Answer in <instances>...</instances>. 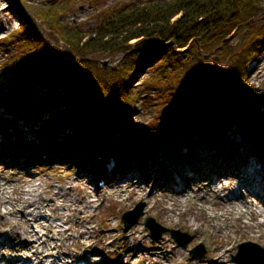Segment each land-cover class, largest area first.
<instances>
[{"label": "trees", "instance_id": "1", "mask_svg": "<svg viewBox=\"0 0 264 264\" xmlns=\"http://www.w3.org/2000/svg\"><path fill=\"white\" fill-rule=\"evenodd\" d=\"M66 1H50L47 9H37L36 17L81 60L69 62L61 58L26 19L21 20L20 29L0 40V48H17L11 67H28L38 72L33 82L22 83L29 95L24 106L9 107L16 118L46 126L41 127L39 136L42 151L61 152L74 162L95 163L103 157L106 141L118 133L119 141L111 140L107 149L119 164L148 149L161 148L179 156L183 151L181 136L199 145L203 135H207V145L216 146L221 137L217 132L220 123L231 114L232 104L250 102L252 90L247 86L246 66L263 44L264 26L259 28L256 40L237 53L230 52L228 40L243 27L255 28L251 22L261 7L258 1L157 0L126 5L90 32L63 24L58 8ZM208 54L226 60L224 74L219 71L210 76L211 67L203 64ZM118 55L124 57L112 70L94 61L106 57L116 63ZM147 72L135 91L133 80ZM203 72L205 76L191 85L192 75ZM50 84L66 88L75 103L63 108L32 101L35 85ZM144 103L160 108L158 122L146 130L154 137L152 147L134 144L140 124L129 126L137 105ZM249 115V119L260 122L255 137L264 149V111L253 106ZM215 122L216 127L212 124ZM17 137V141L29 146L34 143L24 140L22 134ZM15 142L9 137L6 140L11 149L18 148ZM186 152L182 155L190 158Z\"/></svg>", "mask_w": 264, "mask_h": 264}, {"label": "rangeland", "instance_id": "2", "mask_svg": "<svg viewBox=\"0 0 264 264\" xmlns=\"http://www.w3.org/2000/svg\"><path fill=\"white\" fill-rule=\"evenodd\" d=\"M50 1L52 0H0V40H3L13 34L15 31L20 29V24L22 19H26L31 22V18L34 19L36 23H39V19L36 17L37 9L45 10L50 5ZM66 1V0H64ZM148 1H157V0H77L76 2L68 3L67 1L62 4L58 8L61 12L63 24L65 26H73L72 28H78L83 32H90L97 28L100 21L109 18V16L114 11H119L126 5H137L144 4ZM261 6L258 8V12L255 18L252 20V24H254V29H247L243 27V29L237 34H233L228 41H230V45L228 47L232 48L230 52H238L241 48L245 47L251 41H255L257 36H259V28L264 26V0H256ZM40 24V23H39ZM45 24V23H44ZM46 27H48L45 24ZM48 35V34H47ZM50 40H52L55 44L58 43L54 37L49 36ZM136 42V41H134ZM133 42V44H134ZM53 44V43H52ZM50 48L58 55L62 53L66 57L73 58V54L67 45L63 42V45H50ZM8 50V51H7ZM225 52V50L223 51ZM17 48L10 47L0 48V173L4 170L5 173L2 174L6 179L15 183V179L20 180L23 177H27L33 180L34 184L38 187L43 185L47 186V182H53L56 186H59L62 183H65L68 179L75 180L77 177L81 180V183L78 186V190H83L85 186L90 185V181L96 178V173L101 172L102 176L96 178V182L94 186H98V188L105 189V184L107 181L113 180V178L107 177L103 178V174L108 169L114 160L110 157V151L107 149L109 146V142L117 143L119 141V134L116 133L113 137L106 141L105 150L103 151V157L99 158L97 162L93 163V161H83L82 163L73 162V160L68 156L64 155L61 152H52L48 149L42 151V147L40 144L39 136L42 132L41 127L45 128L42 122H30L28 123L26 120H22V118H16L12 112V107L24 106L25 102L28 101L29 95L25 92L22 87V83L28 81L33 82L35 76L38 74L36 70H31L28 67H23L20 70H17L11 67L10 61L16 55ZM225 54V53H223ZM219 55L217 54H208L205 55V60L203 64L207 67H211L209 70V74L211 76L220 71V74H224L226 70V60H221ZM123 55H118L116 58V63H114L111 59L103 57H97L94 61L99 62L103 67L112 70L117 66V63L121 62L123 59ZM106 64V65H104ZM255 68L256 71H252ZM207 69V68H206ZM255 72V73H254ZM203 73H195L192 75L191 85L195 84L194 81L201 80L205 75ZM207 73V75H208ZM148 72L136 77L133 80L131 86L135 91L139 90L140 84L146 78ZM246 81L247 86L251 87L252 94L250 96V102H246L244 100L241 103L236 104L235 102L232 104L233 110L231 114L220 123V127L218 129V133H220L221 137L218 138V144L216 146H209L206 143L207 135H203V139L201 143L198 145H194L193 142L190 143L188 139L184 137L179 138V142L181 141L183 145V151L181 155L175 156V154H169L164 149H148L146 153L136 152L133 157L129 158L127 161H123L119 166L122 167L123 163H131L135 164L138 160L139 167L136 169L139 173H137L139 178H147L150 179V182L155 185L159 183L160 177L159 174L161 172L162 166L166 163L168 164L167 171L172 175H179V171L175 172L172 170L173 167L180 165L182 163L191 164V167L196 168L198 165H208V168L213 165L214 170L216 172H226L227 176H230L229 168H232V162L238 161L240 163V158L242 156H252L257 157L263 165H264V149L260 147L256 143V132H258V127L260 126V122L249 119L250 109L254 106H259L264 103V41L258 55L256 58L246 66ZM33 100L36 103H43L45 105L54 106L56 104L61 105L63 108L70 107L75 103V99L72 96V93L69 92L66 88L57 84H50L45 86H37L35 85V89L33 92ZM15 94V95H14ZM247 97V96H246ZM137 113L133 117V121L129 124V126H133L135 124H140L137 127V131L134 134L136 140H134V144H140L141 146L152 147L154 142V137L151 134H148L146 130H149L151 127L153 128L158 115L159 107H156L152 103L147 104H138ZM26 119V118H25ZM158 122V121H157ZM158 124H162L161 122ZM214 127H216L217 123H212ZM163 125V124H162ZM161 129V128H160ZM210 131V130H208ZM3 133L7 136H4ZM22 134L23 139L27 140V142H34L33 145L29 146L26 143H22L17 141V135ZM204 134H208L205 132ZM12 138L16 140V146L18 148H14L9 146V144L4 143V140H8ZM18 142V143H17ZM256 144V145H255ZM13 146V145H11ZM89 149V147H87ZM216 148V149H215ZM16 149V150H15ZM218 149V151H217ZM37 150V153H35ZM143 150V149H142ZM18 151V152H17ZM44 153H40V152ZM190 154V158H185L182 154ZM180 153V152H179ZM7 155L6 157H4ZM13 155V156H11ZM11 156V157H10ZM63 156V157H62ZM196 156V157H195ZM82 158H88L82 156ZM80 160V159H79ZM109 160V161H108ZM23 161L29 166L26 171L19 166ZM106 161V163H105ZM135 162V163H134ZM20 163V164H19ZM18 165V166H17ZM26 165V166H27ZM170 165V166H169ZM114 166L116 164L114 163ZM171 167V168H169ZM16 168V169H15ZM119 168V167H118ZM169 168V169H168ZM130 168L127 171L129 172ZM209 170H207L208 172ZM116 171L115 176L117 174ZM206 172V173H207ZM212 174L215 172L210 171ZM125 174V172H123ZM211 175V174H204ZM76 179L75 181L79 180ZM201 181L204 180L202 176L198 177ZM197 178V179H198ZM79 180V181H80ZM106 180V181H103ZM239 182V181H238ZM75 183V182H74ZM228 183V180L225 181ZM237 183V182H236ZM76 184V183H75ZM151 185V183H150ZM173 183L170 181L169 184L163 186V190L167 191V186H171ZM200 183H197V186ZM105 186V187H104ZM93 187V185H92ZM104 187V188H102ZM124 187V184H123ZM94 188V187H93ZM150 189V188H149ZM200 187L194 186V191L199 190ZM11 191V189H10ZM150 195H153L147 192ZM201 196H204V193L201 192ZM206 195V203L208 202L212 209L215 210L217 215L221 214L223 206L221 201L225 198L224 195L214 196ZM110 196H106L105 206L100 212L99 216H96V221L98 228L101 229V232L104 236H106L105 240V249L108 248L107 252L100 251V253L95 252L92 256H89L88 261L93 260V262L99 264V262H105V264H121V257L125 251L124 249V240L129 235H133L134 233L137 236V239H147L148 243L160 244L164 241H168L170 247L174 246L177 249H181L184 252L185 263L187 262H195L197 260L206 261L207 256H209V241L212 235L213 230L211 228L206 229L208 232V237L206 241L202 242V239H198L197 235L190 231L188 228L182 229L179 227L167 225L166 223H162V221L156 216L155 212L146 213L147 204L144 203V200L139 198L137 201H131L128 199L125 203L122 202V199L119 200V204L121 206L120 213L118 212V207L116 206L114 200H110ZM253 199V198H251ZM131 201V202H130ZM51 202V201H50ZM205 202L201 200H188L186 204L180 208L179 213H185L196 208V213L200 212V204ZM172 203V202H171ZM139 206H143L142 216L137 225H135L128 232H125V224L123 221V216H125L128 212H134L137 210ZM65 212V210H63ZM113 214H116V217H112ZM18 219L25 220V218L29 219L25 212H19ZM152 218L158 223L162 228L166 230H175L179 231L182 234L191 237V242L187 248L180 247L175 240L171 237L170 233H163L162 238L159 240L154 239V237L150 236L149 232L145 230L144 223L145 219ZM250 216H248L244 222L249 223L250 225L255 224L253 221L249 220ZM46 223L49 220V215L43 213L42 218ZM3 220V215L0 213V223ZM237 215L233 218V223H227V227H231L232 224L237 225L238 223ZM32 220H28L29 225L26 226L27 229L33 231V234L41 233V237L47 238L46 233L47 230L39 227L43 221H39L38 227L31 225ZM225 228V224H221ZM112 227V229H111ZM227 227L224 230V233L221 237V241H232L234 236L231 233L227 232ZM71 228V231H68ZM64 229L68 231L69 235L77 236L75 233V226L73 225H64ZM226 233V234H225ZM52 234L50 233L51 238ZM6 237L5 234L1 236V238ZM54 238V237H52ZM187 237H184L183 241L186 240ZM55 242V241H54ZM52 244V243H50ZM244 242H238L237 245L234 246L233 249L228 250L226 260L229 261L230 264H237L233 261V257H237L241 252L240 246L244 245ZM54 247L58 246L59 243H53ZM264 247V245L259 244ZM71 252L76 254L78 251L77 246H75L72 242H70ZM135 243L131 246V249L134 248ZM202 246L204 250V255L202 258L193 259L191 257V251L195 248ZM7 248L3 250L8 253V257L13 255L10 250ZM44 251L45 253L42 255V259L45 261V264H49L50 260L58 259L59 254L57 253V249H51ZM253 251V250H252ZM30 252H26L24 254H18L26 258L30 256ZM36 256V255H35ZM32 257L28 264L33 263ZM64 260H60V264H85L79 260H71L68 256H63ZM10 259H12L10 257ZM134 259V263H135ZM66 261H68L66 263ZM127 264V263H125Z\"/></svg>", "mask_w": 264, "mask_h": 264}, {"label": "bare ground", "instance_id": "3", "mask_svg": "<svg viewBox=\"0 0 264 264\" xmlns=\"http://www.w3.org/2000/svg\"><path fill=\"white\" fill-rule=\"evenodd\" d=\"M252 71H256L255 68ZM3 135L6 136L4 133ZM4 143H6L5 140ZM128 159L129 157L126 161ZM135 162V164L131 163V167L127 162L122 167L115 162L117 167L114 163L108 166L103 178L110 177L113 180L107 181L105 189L94 186L96 178L102 176L101 172L96 173V178L92 179L89 182L90 185L85 186L83 190H78L80 179H82L78 177L80 181H75L77 178L68 179L59 186L53 182H47L46 187L43 182V185L37 187L33 180L27 177L20 180L15 179V183H12L2 175L6 170L0 173V213L3 215L0 223V264H28L35 255L36 258H33L32 264H45L42 255L49 248H56L59 254L58 259L50 260L49 264H60V260H64V255L71 260H79L85 264H97L92 259L91 261L86 259L95 252L104 251L106 246V236L102 234L96 221V216H99L105 206L106 196L114 200L120 209L119 213L122 210L119 200L122 199L125 203L131 198H133L131 201L141 198L147 204V214L155 212L162 223L182 229L188 228L197 235L198 239H202V242L208 237L206 229L213 230L208 240L209 246L207 247L210 252L206 261L197 260L185 263L184 252L177 247H170L167 240L160 244L148 243L147 239H137L138 235L134 233L124 240L125 251L120 255L121 264H230L226 260L227 252L233 249L238 242L254 244L264 249L259 245H264V165L257 157L242 156L240 163L234 160L232 168H229L230 176H227L226 172H216L213 165L209 168L207 164L197 165L194 168L187 163L173 167V171L180 173L172 175L168 173L166 168L168 164L165 163L159 174L160 181L156 185L150 182V179L139 178L141 174L136 169L140 164L138 160ZM26 165L23 161L19 165L21 168L17 169L26 171L29 166H32V164ZM129 168L127 173L126 170ZM116 171L119 172L115 176ZM210 171L215 173L212 174ZM204 174L211 175L203 176ZM199 176H202L204 180L201 181ZM226 180H228L227 184ZM170 181L173 185L167 186L168 190L164 191L163 186L169 184ZM197 183H200L198 185L200 189L194 191V186L198 187ZM149 191L153 195L148 194ZM201 192L204 196H201ZM214 193L216 196H225L221 201L223 209L220 215L216 214L208 202L206 203L205 194L214 196ZM191 199H202L205 202V204L203 202L200 204V212L196 213L195 208L189 213H179L183 204ZM22 211L29 219L17 218L19 212ZM43 213L49 215L46 223L44 219H41ZM235 215L238 218L237 225L232 224L231 227H227V223H233ZM248 216H250L249 220L255 224L250 225L244 222ZM112 217H116V214ZM28 220H32L31 225L35 227H38L39 221H43L39 227L47 230V238L41 237V231L33 234V231L27 229ZM68 224L75 226L76 237L68 234L71 228L68 231L64 229V225ZM221 224H225V228ZM226 227V233L234 236L232 241H221ZM50 233L51 238H49ZM3 234L6 237L1 238ZM56 242L60 244L59 247L52 245ZM70 242L77 246L76 254L71 252ZM134 243L136 246L129 250ZM7 248L14 253L10 255L12 259L8 257V253L3 251ZM105 250L107 252L108 248ZM26 252L31 253L29 258L18 255ZM134 259H136L135 263ZM99 264H105V262H99Z\"/></svg>", "mask_w": 264, "mask_h": 264}, {"label": "water", "instance_id": "4", "mask_svg": "<svg viewBox=\"0 0 264 264\" xmlns=\"http://www.w3.org/2000/svg\"><path fill=\"white\" fill-rule=\"evenodd\" d=\"M31 24L35 28V30L38 32V34L41 36V38L50 45H63V40L59 38L54 32H52L48 27L45 26L44 22L40 21L39 23H36L34 19L31 18ZM55 38V40L58 41V43H54L50 38H48V35ZM53 43V44H52ZM68 47V46H67ZM69 48V47H68ZM70 49V48H69ZM71 51V49H70ZM61 58L64 60H67L69 62H77L81 60L80 57H73L69 58L63 55L62 53L59 54ZM106 65V64H104ZM262 110L264 111V103L261 105ZM142 210L143 206H139L136 211L134 212H128L125 216H123V221L125 224V232H128L130 229H132L135 225L138 224L141 216H142ZM144 226L146 230L149 231L150 236L154 237V239L159 240L162 238L163 233H170L172 238L175 240V242L183 248H187L188 245L191 242V237H188L185 234L180 233L179 231L175 230H166L162 228L156 221L152 218H147ZM184 237H187L186 240L183 241ZM241 252L238 254L237 257H233V261L237 264H264V249L254 245V244H245L240 246ZM253 250V251H252ZM203 248L201 246L195 248L191 251L192 258H198L203 256Z\"/></svg>", "mask_w": 264, "mask_h": 264}]
</instances>
